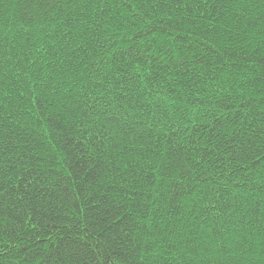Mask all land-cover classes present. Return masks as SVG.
Segmentation results:
<instances>
[{
    "label": "trees",
    "instance_id": "trees-1",
    "mask_svg": "<svg viewBox=\"0 0 264 264\" xmlns=\"http://www.w3.org/2000/svg\"><path fill=\"white\" fill-rule=\"evenodd\" d=\"M0 264H264V0H0Z\"/></svg>",
    "mask_w": 264,
    "mask_h": 264
}]
</instances>
